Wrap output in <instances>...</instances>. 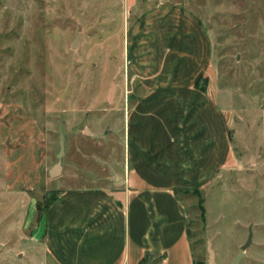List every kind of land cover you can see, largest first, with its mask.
Returning <instances> with one entry per match:
<instances>
[{"label": "rangeland", "instance_id": "rangeland-1", "mask_svg": "<svg viewBox=\"0 0 264 264\" xmlns=\"http://www.w3.org/2000/svg\"><path fill=\"white\" fill-rule=\"evenodd\" d=\"M160 4H182L210 32V76L235 113L236 169L201 191L205 215L187 198L195 261L209 264L210 242L213 264H232L252 230L238 264H264V0H0V264L42 263L23 229L28 202L43 213L58 190L108 187L122 171L127 32Z\"/></svg>", "mask_w": 264, "mask_h": 264}, {"label": "crops", "instance_id": "crops-1", "mask_svg": "<svg viewBox=\"0 0 264 264\" xmlns=\"http://www.w3.org/2000/svg\"><path fill=\"white\" fill-rule=\"evenodd\" d=\"M127 36L135 85L122 171L108 187L58 190L41 218L28 202L23 229L41 264H195L187 198L236 169L235 113L215 90L201 19L160 4Z\"/></svg>", "mask_w": 264, "mask_h": 264}, {"label": "water", "instance_id": "water-1", "mask_svg": "<svg viewBox=\"0 0 264 264\" xmlns=\"http://www.w3.org/2000/svg\"><path fill=\"white\" fill-rule=\"evenodd\" d=\"M79 37V36H77ZM75 44H76V41H75ZM113 91H111V94H112ZM63 155V147L61 148V153L59 154V156H62ZM60 164H56V166H54V168L51 170V174L52 175H57L59 174L61 171H60ZM252 236H253V232L252 230H250V234H249V238L247 240V242L242 246V250L240 251V253L235 257L234 261L232 264H238L239 260L241 259V257L244 255V250L252 243ZM208 250H209V264H213L214 263V260H215V252L214 250L212 249V244L209 242L208 244Z\"/></svg>", "mask_w": 264, "mask_h": 264}, {"label": "trees", "instance_id": "trees-1", "mask_svg": "<svg viewBox=\"0 0 264 264\" xmlns=\"http://www.w3.org/2000/svg\"><path fill=\"white\" fill-rule=\"evenodd\" d=\"M200 198H199V203H198V205H199V207H200V209H201V211H202V215H205V208H204V205H203V202H204V199L201 197V195H200V191H196L195 192ZM55 197H56V195L53 197V198H51V199H47V201L45 202V205H44V207H45V209H44V211L50 206V204L52 203V201L55 199ZM39 205L37 204V209H38V218H41L42 217V215H43V213H44V211H43V213L42 212H40V209H39V207H38ZM195 264H201V262H199V261H195Z\"/></svg>", "mask_w": 264, "mask_h": 264}]
</instances>
